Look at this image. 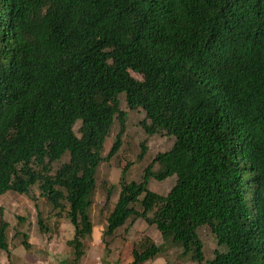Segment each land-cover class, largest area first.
<instances>
[{
	"label": "trees",
	"instance_id": "1",
	"mask_svg": "<svg viewBox=\"0 0 264 264\" xmlns=\"http://www.w3.org/2000/svg\"><path fill=\"white\" fill-rule=\"evenodd\" d=\"M122 91L149 136L174 142L139 180L124 169L103 238L143 219L179 258L264 264V0H0V195L37 186L66 213L68 264H81L93 232L98 168L122 146ZM173 175L167 194L149 188ZM204 225L220 246L208 261ZM9 229L1 213L0 249L10 254ZM132 251L128 264H144L164 247L146 235Z\"/></svg>",
	"mask_w": 264,
	"mask_h": 264
},
{
	"label": "rangeland",
	"instance_id": "2",
	"mask_svg": "<svg viewBox=\"0 0 264 264\" xmlns=\"http://www.w3.org/2000/svg\"><path fill=\"white\" fill-rule=\"evenodd\" d=\"M131 74L137 79L142 76L134 71ZM120 107L125 110L126 130L122 137V146L113 156L104 160L97 171V186L94 193V203L91 209L93 220V232L83 242L84 255L81 264H128L133 260L132 248L138 245V241L149 235L154 241L163 244L164 251L156 259L149 260L144 264H199L190 258H179L181 249L172 246L164 240L162 234L155 225L148 224L143 219H138L132 226L128 223L117 229L112 236L103 238L107 224L109 211L118 199L121 190V176L126 168V181L139 180L145 167L152 161L153 157L168 150L174 142L173 136L155 134L149 136L143 126L144 111L141 109H130L125 100V93H119ZM81 121H77L74 130L79 136L78 128ZM120 129L118 120L112 126L111 142L105 147L103 156H107L112 141ZM146 140L147 150L142 158L141 144ZM65 156L62 162L67 161ZM59 163L55 164L57 167ZM155 165V169H157ZM176 182V175L170 176L163 181L151 178L149 188L161 194H167ZM112 187V199L108 207H103L108 189ZM10 223L9 249L10 254L0 249V264H68L74 252L67 244L74 236V226L66 213L60 214L54 210L40 195L37 186L33 188L30 195L9 191L0 195V215ZM40 219L46 229L40 227ZM128 227V229H127ZM28 234L31 247L26 248L22 244V234ZM199 235L203 241L205 261L214 258L215 251L220 249L212 229L208 225L199 228ZM104 239V240H103Z\"/></svg>",
	"mask_w": 264,
	"mask_h": 264
}]
</instances>
